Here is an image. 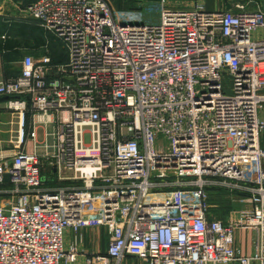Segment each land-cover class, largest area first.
I'll return each mask as SVG.
<instances>
[{"label": "built area", "instance_id": "2783aa9c", "mask_svg": "<svg viewBox=\"0 0 264 264\" xmlns=\"http://www.w3.org/2000/svg\"><path fill=\"white\" fill-rule=\"evenodd\" d=\"M165 1L155 21L107 0L17 1L66 61L25 55L0 81L18 111L16 152L0 154V264L72 263L66 228L100 225L115 260L262 261L238 254L233 237L264 226V10ZM27 113L52 124L50 153L37 152ZM47 166L70 183L47 186ZM210 186L246 192L252 208L208 220Z\"/></svg>", "mask_w": 264, "mask_h": 264}, {"label": "crops", "instance_id": "0c3cea01", "mask_svg": "<svg viewBox=\"0 0 264 264\" xmlns=\"http://www.w3.org/2000/svg\"><path fill=\"white\" fill-rule=\"evenodd\" d=\"M205 1L208 0H194L193 3L185 7H193L196 3L202 4V6L204 7ZM176 3L178 4V7L183 6V2L181 3V1L179 0L170 1V3H168V6L176 5ZM212 5H214V9L225 7L223 4L220 6L216 2H214ZM231 6L232 4H229V8H233V6ZM46 53L50 55V49H48ZM61 60L59 62H63V60ZM8 69L7 51L1 50L0 81L15 76L18 73L20 67L16 68V70ZM5 107L6 106H4V104H0L1 138L6 137L9 131L10 133H14V129H16L17 127L18 113L9 111V113H11L9 114L8 108L6 109ZM258 117L264 121V105L258 110ZM34 122L35 123L33 124V120H28L25 124V129L31 130L35 126V131L37 134L36 142H39L41 144L43 141H46L47 143L50 141L53 142L52 124L42 126L40 123V125H37L38 123H36V120H34ZM47 134L48 137H45V135L47 136ZM10 136L12 137V134ZM259 145L264 148V129H262L259 134ZM0 154L4 155L8 154V152L1 151ZM42 172L46 184L49 187L70 183L69 181L57 182L53 170L48 166L44 167ZM207 189L210 194V197L207 200V207L205 209L206 218L208 220H226L228 217L237 216L239 212L250 210L252 208V205L250 204V202H248V196L245 195L246 192L244 193L240 190H231L225 186H210ZM220 196L223 197V200H217L215 198ZM109 237V229L108 227L103 225L83 227L80 228L77 232H75L71 227L66 228L63 235L64 250H68L71 246H75L77 249L76 260L73 263L66 264H86L89 260H93V264H148L147 262L130 255H124L119 260L111 259L110 257H108L107 246ZM233 247L238 252V254L242 256L253 257L256 254L261 256L262 261L259 258H253L251 259L250 264H264V226L263 233H260L258 230L253 228L237 229L234 232ZM96 257H101L102 259L95 260L94 258ZM225 264H238V262L232 261Z\"/></svg>", "mask_w": 264, "mask_h": 264}, {"label": "rangeland", "instance_id": "374dc122", "mask_svg": "<svg viewBox=\"0 0 264 264\" xmlns=\"http://www.w3.org/2000/svg\"><path fill=\"white\" fill-rule=\"evenodd\" d=\"M17 1H24V0H0V39L1 40H19L22 44L25 45V39L22 38L23 40H21L20 38L16 37V35L14 34V28L18 25V24H30L31 26H39L41 27L43 30V37L42 39L44 40L46 45H42L40 48L38 49H34V48H28L26 46L20 47L18 49V52H7V62H8V70H16V68L20 67V61L23 58V56L25 55H30L32 56L35 60L39 59L47 54V50L50 47V43H53L51 41H58V39H56L55 37H53L51 34L48 33L47 30H45L39 22L32 20L30 18H28L24 12H22L23 9V3H19ZM170 1L173 0H166L165 1V7L167 8H180V7H185V6H189V4L193 3L194 0H179L181 1L183 6H179L176 3V5H170L168 6V3H170ZM239 0H208L205 1L204 3V8L207 10H212L214 9V5H212L214 2L218 3L220 6L223 4L225 7L224 8H229V4H232V6H234V4L236 2H238ZM107 2L109 3V5L116 11H120V10H127V11H138L142 14V16L145 18V21H152V20H156L158 18L159 15V11L161 6L163 5V3L161 2V0H107ZM258 4L260 5V7L264 10V0H257ZM254 5V6H253ZM231 6V7H232ZM253 7H255V4H250L247 5L246 8L247 9H252ZM157 22V21H156ZM36 35V34H35ZM59 42V41H58ZM28 44H33V38H31L28 41ZM61 44V43H60ZM56 44H53V46L55 47ZM62 47V44H61ZM56 48V47H55ZM61 49V48H60ZM63 49V47H62ZM64 61H66V54L64 53ZM225 82V80H224ZM5 98V97H4ZM0 104H4V106H6L5 108L7 109L8 107V101L5 99H0ZM10 112H17L13 109L8 108V113ZM11 114V113H9ZM18 115V114H17ZM41 117V116H40ZM36 120L35 117L30 116V114H25L24 116V123L26 124L27 121L29 120ZM18 122V119H17ZM38 123V122H37ZM42 126H46L45 123H40ZM39 123L37 125H40ZM17 127L16 129H14V133H10V131L8 132L7 136L4 138H1L0 136V152L1 151H7L8 154L12 155L16 152V150L14 149L13 143L15 141V139L17 138ZM12 134V137L10 136ZM45 137H48L45 135ZM29 141L27 140L24 144V146L26 144H28ZM47 142L43 141L42 144L37 142V152L40 155H44V153H50L52 151V144L53 142ZM57 182H63V181H57ZM210 197V194L208 195V199ZM217 200H223V197H215ZM70 249V248H69ZM68 249V250H69ZM66 250V251H68ZM77 254V253H76ZM76 260V259H75ZM73 263V262H72ZM87 264V263H86ZM93 264V263H92Z\"/></svg>", "mask_w": 264, "mask_h": 264}, {"label": "trees", "instance_id": "16d2710c", "mask_svg": "<svg viewBox=\"0 0 264 264\" xmlns=\"http://www.w3.org/2000/svg\"><path fill=\"white\" fill-rule=\"evenodd\" d=\"M30 0H25V2H28ZM43 29L39 26H31L30 24H18L15 28H14V34L16 35V37L20 38L21 40H23L22 38H24L25 40V45L22 44L19 40L15 39V40H1L0 39V51L1 50H5L7 52H18V49L20 47L26 46V47H34V48H39L42 45H46L44 40L42 39L43 37ZM36 34V35H35ZM33 38V44H28V41ZM53 43H50V57L52 59L53 62L56 61H60L61 59L64 60V50L61 47L60 42L58 41H51ZM53 44H56L55 47L53 46ZM61 48V49H60ZM61 60V61H62ZM19 72V71H18ZM0 99H5L4 97H0Z\"/></svg>", "mask_w": 264, "mask_h": 264}, {"label": "water", "instance_id": "95a60500", "mask_svg": "<svg viewBox=\"0 0 264 264\" xmlns=\"http://www.w3.org/2000/svg\"><path fill=\"white\" fill-rule=\"evenodd\" d=\"M69 79H71V78H69ZM3 180H4L5 182H9V181H10V175H9L8 173H5V174H4V178H3Z\"/></svg>", "mask_w": 264, "mask_h": 264}]
</instances>
